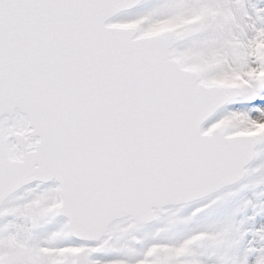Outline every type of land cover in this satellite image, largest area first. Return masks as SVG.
<instances>
[{"label":"snow or ice","instance_id":"obj_1","mask_svg":"<svg viewBox=\"0 0 264 264\" xmlns=\"http://www.w3.org/2000/svg\"><path fill=\"white\" fill-rule=\"evenodd\" d=\"M0 264H264V0H0Z\"/></svg>","mask_w":264,"mask_h":264}]
</instances>
